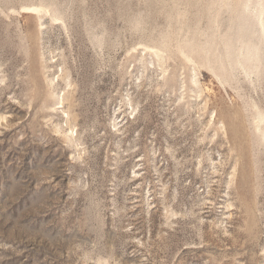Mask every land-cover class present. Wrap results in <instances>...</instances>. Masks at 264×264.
Returning a JSON list of instances; mask_svg holds the SVG:
<instances>
[{
	"label": "rangeland",
	"instance_id": "rangeland-1",
	"mask_svg": "<svg viewBox=\"0 0 264 264\" xmlns=\"http://www.w3.org/2000/svg\"><path fill=\"white\" fill-rule=\"evenodd\" d=\"M0 264H264V0H0Z\"/></svg>",
	"mask_w": 264,
	"mask_h": 264
}]
</instances>
